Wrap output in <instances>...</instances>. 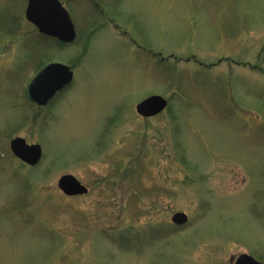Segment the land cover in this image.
<instances>
[{"label":"rangeland","instance_id":"1","mask_svg":"<svg viewBox=\"0 0 264 264\" xmlns=\"http://www.w3.org/2000/svg\"><path fill=\"white\" fill-rule=\"evenodd\" d=\"M61 2L72 44L0 0V264L264 262V0ZM50 62L75 80L39 106L28 86ZM153 95L168 109L139 115ZM65 174L89 193L64 194Z\"/></svg>","mask_w":264,"mask_h":264},{"label":"water","instance_id":"2","mask_svg":"<svg viewBox=\"0 0 264 264\" xmlns=\"http://www.w3.org/2000/svg\"><path fill=\"white\" fill-rule=\"evenodd\" d=\"M26 18L37 26L42 34L56 37L63 42L72 43L77 39V31L72 17L60 0H29ZM75 73L63 63L53 62L46 65L31 80L28 86L30 98L39 105H46L55 95L68 86L74 79ZM168 100L154 95L142 101L137 106L139 114L145 117L158 115L166 109ZM13 154L22 162L38 165L43 157L42 146L38 143L29 144L21 136L10 142ZM59 188L68 196L84 195L89 189L75 175L65 174L58 181ZM173 221L182 225L188 222L187 214L178 212ZM236 264H262L248 254H242Z\"/></svg>","mask_w":264,"mask_h":264},{"label":"flooded vegetation","instance_id":"3","mask_svg":"<svg viewBox=\"0 0 264 264\" xmlns=\"http://www.w3.org/2000/svg\"><path fill=\"white\" fill-rule=\"evenodd\" d=\"M72 83H73V82H72ZM62 92H63V91H62ZM62 92H60V93H62ZM60 93H57L56 96H55L52 100H50V102H49L47 105H49V104H50V103H51V102H52V101H53V100H54V99H55ZM47 105H46V106H47Z\"/></svg>","mask_w":264,"mask_h":264},{"label":"trees","instance_id":"4","mask_svg":"<svg viewBox=\"0 0 264 264\" xmlns=\"http://www.w3.org/2000/svg\"><path fill=\"white\" fill-rule=\"evenodd\" d=\"M28 98H29V96H28ZM30 99V98H29Z\"/></svg>","mask_w":264,"mask_h":264}]
</instances>
